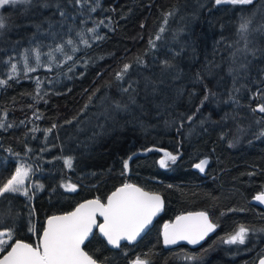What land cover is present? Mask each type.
Returning <instances> with one entry per match:
<instances>
[{"label": "trees", "instance_id": "16d2710c", "mask_svg": "<svg viewBox=\"0 0 264 264\" xmlns=\"http://www.w3.org/2000/svg\"><path fill=\"white\" fill-rule=\"evenodd\" d=\"M0 17V185L18 160L32 169L28 197L0 198V230L13 229L12 242L36 245L50 217L134 184L161 193L164 212L135 245L111 249L96 232L85 245L96 261L264 256V211L249 203L264 193V0H30ZM195 211L209 214L215 235L195 250L164 249L162 228ZM241 225L249 242L231 248L242 244L225 239Z\"/></svg>", "mask_w": 264, "mask_h": 264}, {"label": "snow or ice", "instance_id": "6c2138e0", "mask_svg": "<svg viewBox=\"0 0 264 264\" xmlns=\"http://www.w3.org/2000/svg\"><path fill=\"white\" fill-rule=\"evenodd\" d=\"M28 2L30 0H0V8ZM252 3L253 0H215L217 5H248ZM3 19L0 17V28L4 27ZM251 23V18H244L239 30L242 33H247ZM157 38L159 39V37ZM68 43L72 44L73 41L69 40ZM57 51L63 52V45ZM68 58L71 59V57ZM36 60L39 61L38 50ZM165 64L167 65L168 62L166 61ZM24 67L27 71L35 70L28 65L27 54L25 55ZM129 67V65H125L123 71L126 72ZM12 71H16L15 65H12ZM122 75L123 73L118 74V78H122ZM3 83L5 81L0 80V84ZM259 111L264 113V104L259 106ZM2 126L0 125V127ZM167 160L174 163L176 156L168 153ZM66 163L71 167V158H68ZM160 163L161 166L167 167L166 160H161ZM207 163V160H203L196 167L203 171ZM125 167H127V163H125ZM30 172L31 169L23 165L17 168L15 174L0 185V197L6 193L19 192L27 196L28 189L25 187V181L29 178ZM69 189L75 190V186H69ZM255 199L264 202V193L257 195ZM162 204L159 194L145 192L142 188L132 184H124L123 187L108 197L106 204L101 203L99 199L92 200L81 204L74 212L50 217L47 221V228L43 230L42 239L35 246L19 239L12 242L13 229L0 231V252H4L5 247L9 242H12L10 251H7L0 258V264H97V261L81 248L94 227H99L109 244L119 247L121 240L134 241L151 223L152 217L161 209ZM97 213L104 218V222L99 225L96 222ZM196 215L197 221L194 224L182 223V221H188L190 217H179L175 225H165V244H174L178 240H188L190 243L196 244L215 229L216 225L209 222L205 213ZM169 227H171V231H169ZM247 235L248 229L241 225L225 242L244 244ZM135 264H144V262L137 258ZM260 264H264V260H261Z\"/></svg>", "mask_w": 264, "mask_h": 264}, {"label": "water", "instance_id": "95a60500", "mask_svg": "<svg viewBox=\"0 0 264 264\" xmlns=\"http://www.w3.org/2000/svg\"><path fill=\"white\" fill-rule=\"evenodd\" d=\"M204 160H207L208 161V159H204ZM201 161H203V160H201ZM200 161V162H201ZM199 162V163H200ZM198 163V164H199ZM208 164V163H207ZM206 167H207V165L204 167V170L203 171H201L199 168H197V170H199V171H201V172H204L205 170H206ZM127 173H128V171H127ZM132 185H134V184H132ZM136 186V185H135ZM121 187H123V186H121ZM121 187H119V188H121ZM137 187H139V186H137ZM119 188H117L116 190H114L108 197H110L114 192H116ZM139 188H141V187H139ZM143 189V188H142ZM145 192H149V193H156V194H159L160 195V197H161V200H162V202H163V204H162V207H161V209L158 211V212H156V214L152 217V219H151V223H149L145 228H144V230L136 237V239L134 240V241H128V240H121L120 241V246L121 245H123V244H129V245H135V244H137V243H139L149 232H150V230L154 227V225H155V223L157 222V220L162 216V214H163V212H164V207H165V202H164V198H163V196L161 195V193H159V192H151V191H147V190H145V189H143ZM259 195V194H258ZM257 196V195H256ZM255 196V197H256ZM108 197H107V199H108ZM255 197H253L251 200H250V204L251 205H253V206H256V207H259L260 209H262L263 211H264V202H261V201H258V200H256L255 199ZM98 198H91V199H87V200H84V201H82V202H80L72 211H70V212H68V213H71V212H74L75 210H76V208H78L81 204H84V203H86V202H88V201H92V200H97ZM107 199H106V201L105 202H102L100 199H99V201L101 202V203H104V204H106L107 203ZM198 213H205L206 215H207V217H208V220H209V222L210 223H212V224H214L212 221H211V218H210V216H209V214L207 213V212H204V211H195V212H187V213H183V214H181V215H179L178 217H176L172 222H170V223H168V224H166V225H169V226H172V225H175L176 223H177V219L179 218V217H190V219L188 220V221H182V223H196V221H197V215L196 214H198ZM65 214H67V213H64V214H58V215H54V216H62V215H65ZM48 221V220H47ZM47 221H46V225H45V228H47ZM96 222H97V224L99 225V224H102L103 222H104V218L102 217V216H100L98 213H97V215H96ZM214 225H216V224H214ZM169 231H171V227H169ZM98 233L99 234V236L105 241V243H106V245L109 247V248H111V249H118L119 247H115V246H113V245H111V244H109L108 243V240H107V238L103 235V233H101L100 232V230H99V227H94L93 229H92V232L90 233V235L88 236V238L84 241V243L81 245V248L83 249V251L84 252H86L85 251V245L87 244V242L89 241V239L91 238V237H93V235L95 234V233ZM217 232V226L215 227V229L213 230V231H211V232H209L205 237H204V239L203 240H201L199 243H196V244H192V243H190L188 240H178L176 243H174V244H165V242H164V233H165V226L162 228V230H161V240H162V245H163V248L164 249H166V250H171V249H175V248H178V247H180V246H187L189 249H192V250H195V249H198V248H200L203 244H205L206 243V241L210 238V237H212L215 233ZM42 236H43V232H42V235H41V238H40V240L42 239ZM227 240V239H226ZM225 240V241H226ZM27 243V242H26ZM226 243V242H225ZM226 244H228V243H226ZM33 246H35V245H33ZM10 247H11V245H10ZM10 247L8 248V250L7 251H10ZM6 251V252H7ZM6 252L4 253V254H2L1 256H0V258H2L3 257V255H5L6 254ZM87 253V252H86ZM89 255V254H88ZM90 256V255H89ZM93 258V257H92ZM94 259V258H93ZM140 261H142V262H144V264H146V262L144 261V260H142V259H139ZM261 260H264V256H262V257H260L259 259H258V261H257V264H260V262H261ZM136 261V260H135ZM135 261L134 262H132V264H135ZM97 264H103V263H100V262H98L97 261Z\"/></svg>", "mask_w": 264, "mask_h": 264}, {"label": "rangeland", "instance_id": "374dc122", "mask_svg": "<svg viewBox=\"0 0 264 264\" xmlns=\"http://www.w3.org/2000/svg\"><path fill=\"white\" fill-rule=\"evenodd\" d=\"M0 10H1V8H0ZM1 159H2V158H1V156H0V162H1ZM21 165H23V166H25V167L31 169V166H30V165L27 163V161L24 160V159H20V160L17 161V168L21 167ZM31 172H32V169H31ZM31 172H30L29 178L25 181V187L28 189V193H29L28 182H29V179H30V176H31ZM37 188L40 189V185H39V184H37ZM6 194H7V193H6ZM16 194H19V195H21V196H23V197H28V195L25 196L22 192H19V193H16ZM0 198H1V197H0ZM0 231H2V230H0ZM5 239H7V237H5ZM248 242H249V238L247 237V239H246V241H245L244 244L239 245V246H232L231 248H234V249H236V248H241L242 246L246 245ZM9 244H10V242H9ZM9 244H8V245H9ZM8 245H7V246H8ZM229 245H233V244H229ZM7 246H6V247H7ZM6 247H5V249H6ZM0 253H1V252H0Z\"/></svg>", "mask_w": 264, "mask_h": 264}, {"label": "bare ground", "instance_id": "6f19581e", "mask_svg": "<svg viewBox=\"0 0 264 264\" xmlns=\"http://www.w3.org/2000/svg\"><path fill=\"white\" fill-rule=\"evenodd\" d=\"M208 163H209V160H208ZM164 202H165V201H164ZM214 235H215V234H214ZM207 241H208V240H207ZM207 241H206V242H207Z\"/></svg>", "mask_w": 264, "mask_h": 264}, {"label": "flooded vegetation", "instance_id": "af4514ba", "mask_svg": "<svg viewBox=\"0 0 264 264\" xmlns=\"http://www.w3.org/2000/svg\"><path fill=\"white\" fill-rule=\"evenodd\" d=\"M258 261V260H257ZM256 264H257V262H256Z\"/></svg>", "mask_w": 264, "mask_h": 264}]
</instances>
